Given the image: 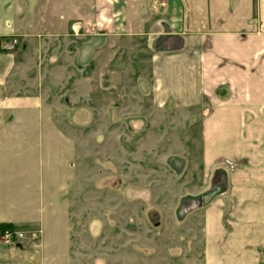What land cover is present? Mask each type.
Instances as JSON below:
<instances>
[{
	"label": "crops",
	"instance_id": "0c3cea01",
	"mask_svg": "<svg viewBox=\"0 0 264 264\" xmlns=\"http://www.w3.org/2000/svg\"><path fill=\"white\" fill-rule=\"evenodd\" d=\"M103 72L107 92L132 77L153 108L191 118L205 169L184 205L201 213L192 264H264V0H0V173L51 93ZM171 259L187 255L148 260Z\"/></svg>",
	"mask_w": 264,
	"mask_h": 264
},
{
	"label": "rangeland",
	"instance_id": "374dc122",
	"mask_svg": "<svg viewBox=\"0 0 264 264\" xmlns=\"http://www.w3.org/2000/svg\"><path fill=\"white\" fill-rule=\"evenodd\" d=\"M104 78L51 93L43 130L17 131L18 146L1 156L10 163L0 173V264L201 262V213L184 207L205 182L190 162L191 118L153 108L135 78L113 93ZM164 252L187 259L148 260Z\"/></svg>",
	"mask_w": 264,
	"mask_h": 264
},
{
	"label": "built area",
	"instance_id": "2783aa9c",
	"mask_svg": "<svg viewBox=\"0 0 264 264\" xmlns=\"http://www.w3.org/2000/svg\"><path fill=\"white\" fill-rule=\"evenodd\" d=\"M15 43H16V41L13 40V42H12L10 48H12V47L15 45ZM5 235H6V237H9V238H11L12 235H13L14 238H15V237H17V238H21V237H22V234H20V233L17 234V233H15V232H13V233L11 234L9 230H6V231H5Z\"/></svg>",
	"mask_w": 264,
	"mask_h": 264
},
{
	"label": "trees",
	"instance_id": "16d2710c",
	"mask_svg": "<svg viewBox=\"0 0 264 264\" xmlns=\"http://www.w3.org/2000/svg\"><path fill=\"white\" fill-rule=\"evenodd\" d=\"M7 228H10V226H8V225L3 226V230L7 229Z\"/></svg>",
	"mask_w": 264,
	"mask_h": 264
}]
</instances>
